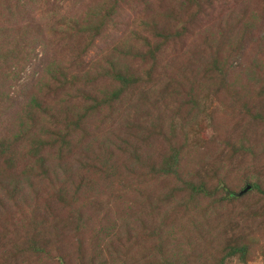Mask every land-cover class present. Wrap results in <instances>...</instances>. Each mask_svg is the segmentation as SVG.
Segmentation results:
<instances>
[{
	"label": "rangeland",
	"instance_id": "374dc122",
	"mask_svg": "<svg viewBox=\"0 0 264 264\" xmlns=\"http://www.w3.org/2000/svg\"><path fill=\"white\" fill-rule=\"evenodd\" d=\"M182 1L186 0H172L174 4ZM194 1L187 15L174 7L178 16L171 19L167 14L172 11L169 0H122L113 15L114 26L111 23L106 32L108 42L97 40L83 66L87 68L98 53L111 49L122 34L130 37L132 32L141 31L138 19L142 17L150 24L155 20L164 29L166 37L153 40L154 46L163 44L157 62L144 65H156L158 76H144L141 94L139 90L126 94L121 103L88 119L82 132H90L87 143L103 146L105 134L120 126V114L132 110L133 117L138 115L144 122V130L135 139L142 141L144 132L154 133L144 158L149 156L160 163L171 147L183 148L181 178H155L146 166L140 167L138 175L119 183L117 174L109 170L112 162L108 158L93 161L92 152L84 153L86 176L101 185L106 180L100 198L110 195L102 207H90L86 217H81L75 206L58 213L51 206L50 213L55 212V216L50 233L35 229V221L31 222L35 198L44 197L46 185H39L38 193L29 195L27 190L17 195L15 187L9 186L10 195L0 192V264H59V255L68 264H76L79 258L95 264H264L263 193L250 190L236 202L221 199L223 194L219 193L187 204L192 196L184 190L185 182L213 186L217 177L237 192L249 181L258 182L264 190V95L254 98L255 110L247 114L241 105L248 97H238L229 90L236 93L244 88H237L242 86L240 76L219 78L214 89H206L212 66L208 64L212 57L207 46L222 28V18L242 7L256 8L264 0ZM116 2L0 0V83L4 84H0L1 134L12 136L17 131L18 116L13 112L17 108L6 102L7 90L11 91L10 98L30 94L35 80L39 81L44 71L49 74L50 67L69 68L73 60L77 64L80 44H88L86 38L78 40V25L103 16ZM4 3L17 4L12 20L5 16ZM50 78L44 81L48 83ZM161 91V96L154 95ZM191 92L198 95L194 103ZM85 134L80 132L77 138ZM141 143L147 147V142ZM241 144L254 147L256 154L241 152ZM19 166L23 171L26 164L20 162ZM54 185L59 189L60 185ZM57 222H64L63 227L51 233ZM32 242L49 247L38 255L31 250ZM233 247H246V263L240 254L221 262Z\"/></svg>",
	"mask_w": 264,
	"mask_h": 264
},
{
	"label": "trees",
	"instance_id": "16d2710c",
	"mask_svg": "<svg viewBox=\"0 0 264 264\" xmlns=\"http://www.w3.org/2000/svg\"><path fill=\"white\" fill-rule=\"evenodd\" d=\"M121 1L117 0L115 5L106 9V14L97 17L96 20L89 18L86 23L78 25L76 34L78 40L86 38L88 44L86 46L80 44L79 56L75 58L77 64L73 60L71 67L66 68L54 63L57 68L50 67L49 74L44 71L39 81L35 80V89L30 94H20L19 98H10V90L4 94L11 108H17L13 112L18 118L17 121L14 119L16 133L14 132L12 136L11 133H0V192L10 195L8 188L14 186L17 195L25 194L26 190L28 191L26 195L32 191L37 194L38 186L46 185L44 197H36L31 210L33 218L31 222L35 221V229L49 232L55 216V212L50 213L51 206L57 208V213L66 207L75 206L79 208L81 217H86V211L90 207H102L105 198L110 195L106 193L105 197L100 198L101 188L107 187L106 180L101 185L100 181L94 182L86 176L88 166L83 164L84 153L92 152L93 161L102 159L105 161V158H108L112 162L109 170L117 174L119 183L135 174L138 175L140 167L146 166L150 168L147 169L148 173L155 178H181L180 174L184 169L183 148L171 147L169 154L164 156L160 163H155L152 161L155 159L149 156L144 158L154 133L144 132L145 138L142 141L135 139V135H141L144 130V122L138 115L133 117L132 110L131 113L125 110L120 114L121 123H118L120 126L105 134L103 146L87 143L85 138L90 136V132L87 135L82 132V130L86 131L85 123L89 122L88 119L99 115L106 107H114L121 103V99L126 94L136 90L141 94L144 76L155 78L160 73L156 65L151 67L144 65L151 60L157 62V55L162 51L163 44L157 43L154 46L156 42L153 40L164 39L166 35L164 29L157 25L155 20L150 24L143 17L138 19L143 28L141 31L132 32L130 37L122 34L111 49L106 50V53L101 51L96 55L101 57L95 56L94 61L87 64L89 65L87 68L83 67L87 61L85 57L95 42L97 40L108 42L106 32L110 26H114L113 15ZM194 4V0L176 4L169 0L172 11L167 14L171 19H177L178 14L173 12L175 8L187 15ZM15 5L17 4L4 3V10L7 13L5 16H8V19L12 20ZM262 5L264 4L256 8L246 6L240 11L226 14L222 18V28L219 33L210 40L213 44L207 46L212 57L208 64L212 66L208 70L209 78L208 75L206 77V89H214L219 78L240 76L242 86L239 85L237 88H244L236 93L229 90L238 97L240 95L244 98L248 97V101L246 103L243 101L241 105V109L247 114L255 110L254 98L264 95V6ZM93 15L97 16L94 12ZM93 22L96 24L92 25ZM71 30L75 32L73 28ZM151 30L155 33H151ZM49 75L50 81L46 83L45 77ZM53 80L56 82L50 84ZM0 84L4 87V84ZM154 95L161 96L162 91L161 94L156 92ZM180 97L183 95L181 94ZM189 97L193 103L198 99L196 92L189 93ZM80 132L85 134L81 139L77 138ZM141 142H147V147ZM26 145H29L28 148L25 147ZM243 151L251 156L256 154L254 147L246 148L241 144V152ZM20 162L26 164L23 171L19 169ZM54 183L60 185L59 189ZM185 183L184 190H188L192 196L187 204L194 203L201 196L210 198L219 193L223 194L221 199L228 202H236L243 198L240 192L234 191L219 177L213 186H207L203 182ZM247 187L264 194L258 182L249 181ZM15 199L17 198L13 200ZM61 225H64V222H57L52 227L51 233L60 231L63 227ZM48 247V244L42 242H32L31 250L40 255ZM238 254L246 263V247L228 249L222 256L221 262ZM57 261L59 264H68L61 255L57 257ZM76 264L95 263L93 260L86 263L83 258H79Z\"/></svg>",
	"mask_w": 264,
	"mask_h": 264
},
{
	"label": "water",
	"instance_id": "95a60500",
	"mask_svg": "<svg viewBox=\"0 0 264 264\" xmlns=\"http://www.w3.org/2000/svg\"><path fill=\"white\" fill-rule=\"evenodd\" d=\"M250 189H251V187H246L243 191L240 192V195H244V194L247 193Z\"/></svg>",
	"mask_w": 264,
	"mask_h": 264
}]
</instances>
